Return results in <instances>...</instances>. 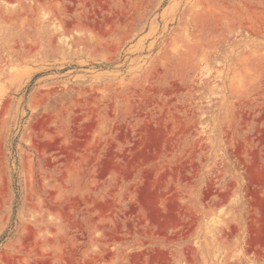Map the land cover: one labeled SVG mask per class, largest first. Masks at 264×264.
Returning a JSON list of instances; mask_svg holds the SVG:
<instances>
[{
    "label": "rangeland",
    "instance_id": "1",
    "mask_svg": "<svg viewBox=\"0 0 264 264\" xmlns=\"http://www.w3.org/2000/svg\"><path fill=\"white\" fill-rule=\"evenodd\" d=\"M0 264H264V0H0Z\"/></svg>",
    "mask_w": 264,
    "mask_h": 264
}]
</instances>
